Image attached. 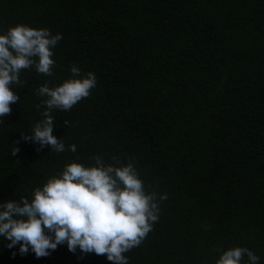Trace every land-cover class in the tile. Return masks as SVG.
Instances as JSON below:
<instances>
[{"label":"trees","instance_id":"16d2710c","mask_svg":"<svg viewBox=\"0 0 264 264\" xmlns=\"http://www.w3.org/2000/svg\"><path fill=\"white\" fill-rule=\"evenodd\" d=\"M19 23L63 39L52 75L32 67L10 85L20 100L0 123V201L30 196L73 159L131 160L167 199L128 264H215L236 246L264 264V0H0V30ZM72 64L97 85L52 113L65 151L37 150L22 135L42 118L38 88ZM0 264L113 262L66 243L37 258L0 237Z\"/></svg>","mask_w":264,"mask_h":264},{"label":"clouds","instance_id":"9594fccd","mask_svg":"<svg viewBox=\"0 0 264 264\" xmlns=\"http://www.w3.org/2000/svg\"><path fill=\"white\" fill-rule=\"evenodd\" d=\"M62 39L60 32L53 34L49 28L24 23L0 30V123L11 112V104L20 100L10 85L20 87L21 71L32 67L52 75L56 63L53 49ZM70 72L62 83L49 86L46 82L38 88L44 106L42 118L30 134L22 135L25 141L38 144L37 150L50 145L51 151H65L63 138L53 134L56 122L52 113L70 110L97 85L93 71L82 72L72 64ZM69 148L76 152L75 144ZM18 151L16 147L12 154ZM93 159L94 163L87 165L73 159L33 188L30 196L0 201V237L9 248L19 245L21 254L31 250L39 258L66 243L71 252L106 254L113 264H128L125 253L139 246L158 221L160 201L167 199V193L148 191L131 160L125 164L112 157L116 162L109 163L100 155ZM259 261L253 250L236 246L223 250L215 264Z\"/></svg>","mask_w":264,"mask_h":264}]
</instances>
